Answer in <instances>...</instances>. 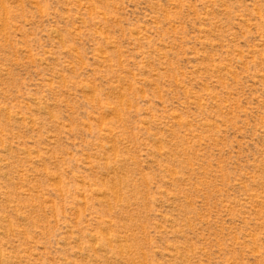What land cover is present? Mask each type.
Returning a JSON list of instances; mask_svg holds the SVG:
<instances>
[{
  "label": "rangeland",
  "instance_id": "374dc122",
  "mask_svg": "<svg viewBox=\"0 0 264 264\" xmlns=\"http://www.w3.org/2000/svg\"><path fill=\"white\" fill-rule=\"evenodd\" d=\"M0 264H264V0H0Z\"/></svg>",
  "mask_w": 264,
  "mask_h": 264
}]
</instances>
